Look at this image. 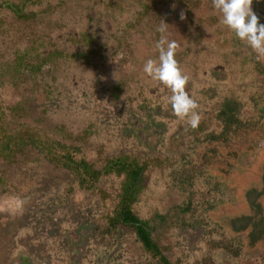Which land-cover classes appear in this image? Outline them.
<instances>
[{
  "label": "rangeland",
  "instance_id": "rangeland-1",
  "mask_svg": "<svg viewBox=\"0 0 264 264\" xmlns=\"http://www.w3.org/2000/svg\"><path fill=\"white\" fill-rule=\"evenodd\" d=\"M220 19L212 0H0V264H264V54ZM163 21L195 129L143 72ZM120 160L157 251L117 220Z\"/></svg>",
  "mask_w": 264,
  "mask_h": 264
},
{
  "label": "clouds",
  "instance_id": "clouds-1",
  "mask_svg": "<svg viewBox=\"0 0 264 264\" xmlns=\"http://www.w3.org/2000/svg\"><path fill=\"white\" fill-rule=\"evenodd\" d=\"M252 0H212L213 8L221 14L220 23L235 34L240 41L246 42L257 54H264V23L252 10ZM164 21L158 28L161 33L155 42L158 53L156 58H148L143 64V72L152 80L162 83L170 89L167 97L174 113L180 118H187V124L195 129L201 115L197 111L199 105L193 96L186 91L190 77L182 71L175 58V41L167 40Z\"/></svg>",
  "mask_w": 264,
  "mask_h": 264
},
{
  "label": "trees",
  "instance_id": "trees-1",
  "mask_svg": "<svg viewBox=\"0 0 264 264\" xmlns=\"http://www.w3.org/2000/svg\"><path fill=\"white\" fill-rule=\"evenodd\" d=\"M228 108H231L230 105H228ZM229 112L228 110H225V113ZM116 161H110V163L107 166V169L110 170L111 166L115 164ZM118 164V171L124 170L126 172V180L123 188V196L121 198V208L117 215V220L129 222V223H137L136 225V233L140 240L143 242L144 246L147 249L155 248L156 245L153 242V239L151 238V234L147 228V222H143L140 220V218L131 210L130 203L133 200L139 183L140 178V171L139 169L135 167H131L129 164H124L123 161H117ZM84 166V172L86 174H89L92 178H97L99 171L97 169L92 168V166L88 165L87 163H83ZM116 220V221H117ZM163 264H171L169 261L163 257Z\"/></svg>",
  "mask_w": 264,
  "mask_h": 264
},
{
  "label": "crops",
  "instance_id": "crops-1",
  "mask_svg": "<svg viewBox=\"0 0 264 264\" xmlns=\"http://www.w3.org/2000/svg\"><path fill=\"white\" fill-rule=\"evenodd\" d=\"M234 231H237V229H234Z\"/></svg>",
  "mask_w": 264,
  "mask_h": 264
}]
</instances>
